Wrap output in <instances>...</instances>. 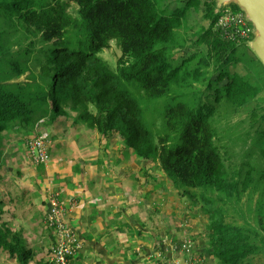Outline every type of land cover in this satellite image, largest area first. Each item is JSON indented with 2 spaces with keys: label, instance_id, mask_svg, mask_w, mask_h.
<instances>
[{
  "label": "trees",
  "instance_id": "trees-1",
  "mask_svg": "<svg viewBox=\"0 0 264 264\" xmlns=\"http://www.w3.org/2000/svg\"><path fill=\"white\" fill-rule=\"evenodd\" d=\"M197 4L185 0L172 9L163 0H0V147L3 131L34 128L47 116L52 123L74 111L86 128L104 138L115 131L137 157L156 160L174 189L200 204L209 219L202 254L212 264H255L264 259V191L254 204L249 196L253 181L264 183V107L254 101L260 81L254 73H232L221 92H212L228 64L242 58L238 43L214 29L212 0L204 1L211 24L195 40L206 49L173 58L188 49L176 31ZM111 41L120 51L114 69L100 55ZM242 109L250 111L241 121L247 126L235 140L250 138L251 145L237 163L227 143L234 140L225 142L224 134L232 128L228 116ZM252 147L263 165L245 161ZM3 204L0 199V215ZM0 249L17 264L33 257L7 221L0 222Z\"/></svg>",
  "mask_w": 264,
  "mask_h": 264
},
{
  "label": "rangeland",
  "instance_id": "rangeland-1",
  "mask_svg": "<svg viewBox=\"0 0 264 264\" xmlns=\"http://www.w3.org/2000/svg\"><path fill=\"white\" fill-rule=\"evenodd\" d=\"M204 1L198 0L197 6L190 5L187 9L183 27L176 32L187 38L188 49L184 52L177 51L173 58L189 56L196 52L199 54V50L206 49L203 43L199 46L195 44L199 34L211 24V17L205 16ZM212 1L214 2L213 14H217L220 8L215 5L216 0ZM227 3L225 7L229 8L236 4L233 0ZM163 4L173 9L182 7L185 0H163ZM68 10L75 13L77 7L75 4H70ZM238 11L244 17V13L240 9ZM246 24L250 33L248 37L237 42L236 56L242 58L235 64L232 62L228 64L226 67L228 75L225 74L222 83L214 84L212 92L216 91V88H220L221 92V86L226 81L225 77L228 78L232 73L243 77L254 73L260 81L259 93L254 101L264 107V67L255 58L251 48V42L257 33L255 29L251 31V27L247 22ZM214 29H216V21ZM100 55L114 69L120 51L111 41L109 47L104 48ZM213 75L214 72L211 76ZM22 79L23 77L18 80ZM194 85L199 86V83L195 82ZM202 88H204L203 84ZM210 99L212 101L213 97ZM249 112V110L242 109L228 116L227 121L232 125L231 136L225 133L224 140L225 142L234 140L227 142L230 144V154L233 155L231 156L232 162L238 160L237 163H239V159L244 157L239 156L242 149L251 145L250 138L247 143L241 139L235 140L241 130L244 131V127L246 128L247 125L241 121L248 117ZM75 117L76 113L69 110L66 115L59 116L52 123L47 116L37 122L34 128L23 126L20 131L2 132L0 199L4 202L1 207L5 213L0 215V222L7 221L12 234H18L24 240L26 247L32 250L33 257L29 264L37 262L52 264L50 257H52L53 248L55 249L63 238L58 228L46 220L52 205L58 217L63 218L66 227L72 228L71 230L65 229V231L76 233V228L71 226L67 217L69 208L76 207L80 202L81 205H85L86 195L89 197L86 204L112 205L116 206L115 210L119 209L125 204L121 201L122 190L126 203V197L132 199L133 202L137 199L139 203L136 205L138 207L136 211H142L149 216L157 215L154 220L147 221L145 227H133L132 232L138 233L140 230L149 232L150 222L155 221L161 224V221L165 220L172 226V229L177 231L175 234L171 230V234L168 235L166 232H163L164 234L158 232V235L148 240L147 244H152L150 246L152 264L160 262L195 264L194 258L200 264H212L214 261L209 262L208 259L201 262L202 258L195 254L196 249H200L202 254L201 249L205 248L204 232L209 220L200 204L191 205L189 199L174 189L156 160L137 157L131 149L124 146L117 132L114 131L104 138L97 131L86 128V125L76 120ZM238 123L239 125L236 126ZM251 150L252 156L247 157L245 161L249 160L255 166L263 165L256 148L252 147ZM37 158L41 159L39 164L34 162ZM253 183L255 184L252 186V192H249V196L253 199L252 204L261 196V191H264V183L256 180ZM62 191L69 196L65 200L69 205L64 203L61 197ZM74 193L83 195L80 202L74 200L72 197ZM246 200H248V195L243 193L240 202L244 204ZM167 204H169L168 207ZM155 205L158 213H155L153 209ZM99 208L101 209V206ZM157 224L153 226L156 228ZM161 228L164 231V228ZM172 234L177 236L185 234L186 236L180 240H172L170 239ZM139 240L144 241L145 237ZM131 243L139 244L137 239ZM255 260V264H264V259L261 257ZM0 264H17V262L11 259L7 252L0 249Z\"/></svg>",
  "mask_w": 264,
  "mask_h": 264
},
{
  "label": "crops",
  "instance_id": "crops-1",
  "mask_svg": "<svg viewBox=\"0 0 264 264\" xmlns=\"http://www.w3.org/2000/svg\"><path fill=\"white\" fill-rule=\"evenodd\" d=\"M70 188H68L69 191H72ZM121 193H123L121 201L125 204L116 210V206L112 205L86 204V200L89 199L86 195L85 205H81L80 200L83 198V195L81 193H74L75 195L72 197L74 200H79L80 204L69 208L67 217L71 222V226L76 228L82 247L79 253L71 260L70 264H152V248L150 247L152 244H147L148 240L154 235H158V232L162 234L166 232L168 235L171 234L172 230L175 234L177 233L168 224L167 220L161 221V224H157L155 221L150 222L149 232L142 230L138 233L132 232L133 227H145L144 225L147 221L154 220L157 215L149 216L142 211H136L138 209L136 205L139 203L137 199L133 202L132 199L126 197V203V199H123V196H125L123 190ZM61 197L64 203L68 204L65 202L69 198L66 192L62 191ZM99 206H101V209ZM166 206L168 207L169 204ZM153 209L155 213L159 212L156 205ZM137 221H140V223H137ZM153 224H157V227L155 228ZM161 227L164 228V231ZM175 234H172L170 239L180 240L186 236L185 234L179 236ZM143 237H145L144 241L139 240ZM135 239L138 240L139 244L131 243ZM203 244L206 246V243ZM136 247L139 248L136 249ZM196 250L195 254L202 258L201 262L205 259H208L210 262V257L201 254L200 249ZM159 264L164 263L160 262Z\"/></svg>",
  "mask_w": 264,
  "mask_h": 264
},
{
  "label": "built area",
  "instance_id": "built-area-1",
  "mask_svg": "<svg viewBox=\"0 0 264 264\" xmlns=\"http://www.w3.org/2000/svg\"><path fill=\"white\" fill-rule=\"evenodd\" d=\"M216 29L220 32L221 38L235 42H239L248 37L250 33L242 13L229 7L219 10L216 18ZM35 148L38 147L35 146ZM40 160L41 159L37 158L34 162L39 164ZM46 220L50 224L55 225L63 235L58 246L55 249L53 248L52 257H50L52 264H70L71 260L79 253L82 247L77 230L76 233L73 231H65V229L71 230L72 228L69 229L66 227L63 218L60 219L56 214L53 205L51 206L49 213H47ZM182 246L183 244L181 247ZM193 262L195 264L198 263L195 258L193 259Z\"/></svg>",
  "mask_w": 264,
  "mask_h": 264
},
{
  "label": "water",
  "instance_id": "water-1",
  "mask_svg": "<svg viewBox=\"0 0 264 264\" xmlns=\"http://www.w3.org/2000/svg\"><path fill=\"white\" fill-rule=\"evenodd\" d=\"M232 0H216L217 8L225 7ZM236 6L244 13L245 21L255 29L256 37L251 42L255 58L264 67V0H233ZM250 41V40H249ZM248 41V42H249Z\"/></svg>",
  "mask_w": 264,
  "mask_h": 264
}]
</instances>
